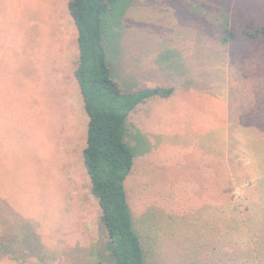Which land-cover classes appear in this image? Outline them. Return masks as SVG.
<instances>
[{
  "label": "rangeland",
  "instance_id": "rangeland-1",
  "mask_svg": "<svg viewBox=\"0 0 264 264\" xmlns=\"http://www.w3.org/2000/svg\"><path fill=\"white\" fill-rule=\"evenodd\" d=\"M67 1L0 0V233L24 245L3 255L11 264H110L82 158L88 117ZM104 18L121 87L176 91L153 102L139 127L125 124L134 156L124 185L145 264H264L263 203L234 189L228 168L225 232L192 212L208 197L201 174L194 191L187 182L203 126L264 142V40L242 33L264 26V0H118ZM142 128L180 145L151 146ZM209 196L219 199L214 189Z\"/></svg>",
  "mask_w": 264,
  "mask_h": 264
},
{
  "label": "trees",
  "instance_id": "trees-1",
  "mask_svg": "<svg viewBox=\"0 0 264 264\" xmlns=\"http://www.w3.org/2000/svg\"><path fill=\"white\" fill-rule=\"evenodd\" d=\"M118 0H68L67 9L76 28L77 61L74 78L88 117L82 158L89 178L90 193L100 210L107 233L110 264H145L144 251L136 233L127 200L125 179L132 171L133 149L125 139L126 118L137 104L153 94L167 97L173 88H143L126 91L114 79L107 62L104 17ZM250 38L264 40V26L242 29ZM16 248L10 249V246ZM18 234L0 233V264H11L20 252ZM26 248V247H25ZM30 248V247H29ZM27 249V248H26ZM28 250V249H27ZM32 254V250L27 251ZM13 258V257H12ZM40 259L39 257H37ZM226 263V260H225Z\"/></svg>",
  "mask_w": 264,
  "mask_h": 264
},
{
  "label": "crops",
  "instance_id": "crops-1",
  "mask_svg": "<svg viewBox=\"0 0 264 264\" xmlns=\"http://www.w3.org/2000/svg\"><path fill=\"white\" fill-rule=\"evenodd\" d=\"M173 92H176L175 89H173ZM171 95L167 97L160 96L158 94L149 96L144 101L137 104L136 107L129 112L126 122H132L131 124H135L136 126H138V124L141 125L137 118L140 115H145L144 113L146 111H150V105H152L153 102L158 100H167ZM203 123L205 125L204 119ZM225 127L226 128L219 127L207 132V128L203 126L204 129L201 135V154L196 156V150H194L195 155H191L193 160L190 162V170L188 174L189 179L187 178V182L188 189H192L194 191V189L197 188L195 186V175L198 176V174H201L202 177H199V181H201L199 189L203 190V195L204 191L208 190V197L207 199L204 198V202L201 204V209H193L192 212L195 213V216H202V222L204 224H217L218 228L226 232L225 223H227L228 204L225 195L227 191L226 170L228 168L229 174L233 176V182L235 183L233 186L234 189H241L242 192L249 196L248 199H250V202H253L256 199V204L263 203L264 205V202H259L260 200H264V194L261 193L264 189V142L258 138H254L250 131V134L246 131L244 133L237 131L235 134H232L229 127L227 125H225ZM142 129L144 133L139 132V134L142 137L144 136L145 140H147L148 144L151 146L152 144L154 146L158 144L160 148L162 146L165 147L169 143L174 145L177 143L180 145L179 139H182L181 137H172L173 135H163V137H159V135L161 136L160 131H155V129L144 131V128ZM131 133L130 136H133L134 138H132L135 140V135ZM155 137H158L157 140ZM230 138H233L232 141H230ZM187 143V147L189 145V147H192L193 149L198 147V144L193 141V139H189V137L187 139ZM148 149L153 150L152 147H149ZM195 159H197L198 162H195ZM196 163L199 166L198 168L202 169L201 173L200 171L196 172ZM211 189L218 191L219 199L210 200L209 191ZM221 193H223V201H221ZM193 197H195L194 193H192V198ZM223 235L225 238L226 233ZM165 236L166 235L163 233H160L159 235L160 247L164 246ZM224 241L226 240L224 239Z\"/></svg>",
  "mask_w": 264,
  "mask_h": 264
}]
</instances>
